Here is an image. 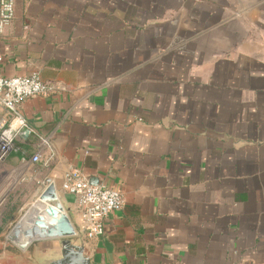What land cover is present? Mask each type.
Returning a JSON list of instances; mask_svg holds the SVG:
<instances>
[{"label": "crops", "instance_id": "crops-1", "mask_svg": "<svg viewBox=\"0 0 264 264\" xmlns=\"http://www.w3.org/2000/svg\"><path fill=\"white\" fill-rule=\"evenodd\" d=\"M0 58V76L55 89L22 103L0 240L46 178L82 236L61 189L76 169L124 198L89 264H264V0H15ZM2 250L61 256L51 239Z\"/></svg>", "mask_w": 264, "mask_h": 264}, {"label": "built area", "instance_id": "built-area-1", "mask_svg": "<svg viewBox=\"0 0 264 264\" xmlns=\"http://www.w3.org/2000/svg\"><path fill=\"white\" fill-rule=\"evenodd\" d=\"M14 17L15 0H0V36ZM54 91V87L45 83L38 72L14 77L0 76V165L11 152L17 150L14 140L27 125L21 113L22 103L32 97H46ZM32 161L39 162L40 156L34 155ZM61 189L75 198L82 237L87 243L101 237L105 232V220L124 206L121 192L91 185L87 177L76 169L66 174Z\"/></svg>", "mask_w": 264, "mask_h": 264}, {"label": "water", "instance_id": "water-1", "mask_svg": "<svg viewBox=\"0 0 264 264\" xmlns=\"http://www.w3.org/2000/svg\"><path fill=\"white\" fill-rule=\"evenodd\" d=\"M29 133L23 129L21 136ZM45 189L38 199L49 204L53 210L34 220L26 210L8 234V241L21 250L28 249L33 242L51 239L58 241L61 256L46 264H89L91 251L82 236H77L60 201L58 190L50 178L44 181Z\"/></svg>", "mask_w": 264, "mask_h": 264}, {"label": "rangeland", "instance_id": "rangeland-1", "mask_svg": "<svg viewBox=\"0 0 264 264\" xmlns=\"http://www.w3.org/2000/svg\"><path fill=\"white\" fill-rule=\"evenodd\" d=\"M38 201H40V200H37L32 206H36V205L38 204ZM32 206H31V207H32ZM31 209H32V208H31ZM31 209L29 208V210H28V214H29V211H30ZM5 244L7 245V247H8V245H13V246H14V244L11 243L10 241L0 240V248H1V250H0V262H2L3 260H5L6 257H7V256H5V254H4V250H2V249L4 248V245H5ZM8 253L11 254V251L8 250ZM12 254H13V256H12L11 259H13V262H15L16 264H21V263H22V259H21L20 255H19L17 252H12ZM10 256H11V255H10ZM8 257H9V255H8ZM9 258H10V257H9Z\"/></svg>", "mask_w": 264, "mask_h": 264}, {"label": "bare ground", "instance_id": "bare-ground-1", "mask_svg": "<svg viewBox=\"0 0 264 264\" xmlns=\"http://www.w3.org/2000/svg\"><path fill=\"white\" fill-rule=\"evenodd\" d=\"M40 203H38L36 206H34L33 207V209H31L30 210V213L28 214V216L30 215V216H34L33 218H34V220H36L35 218H37V216H42V214L44 213L43 211H41V210H43V209H41L42 207L44 208V209H48L49 207L51 208V210L49 211V213L50 212H52V210H53V208L49 205V204H47V203H45V202H41V201H39ZM42 204H46V206H42ZM38 207H40V208H38ZM29 216V217H30ZM45 216V215H44ZM43 216V217H44Z\"/></svg>", "mask_w": 264, "mask_h": 264}]
</instances>
